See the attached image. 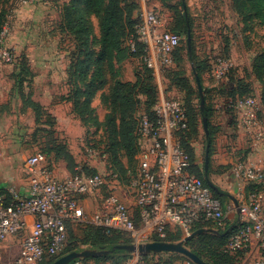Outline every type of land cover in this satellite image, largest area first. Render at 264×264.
I'll use <instances>...</instances> for the list:
<instances>
[{"label":"rangeland","instance_id":"374dc122","mask_svg":"<svg viewBox=\"0 0 264 264\" xmlns=\"http://www.w3.org/2000/svg\"><path fill=\"white\" fill-rule=\"evenodd\" d=\"M148 1L161 11L165 25L168 21L166 29L184 37L175 53L174 66L164 78L161 76L160 89L166 93L175 88L167 94L185 101L187 98L197 129L191 140L194 163L204 171L205 133L192 69L195 62L213 130L209 179L238 200L240 190L232 164L243 161V151L250 148L252 138L249 132L237 134L226 104L231 100L230 92L235 97L251 95L258 99V144L264 148V19L238 10L236 0ZM183 5L190 20V54ZM107 6L108 0H0V11L6 10L3 47L11 53L9 61L0 59V182H20L24 160L33 154H40L41 165L56 176L72 175L67 161H74L73 172L80 169L91 174L96 170L109 186L114 171L111 160L119 170L133 165L123 148V103L114 100L112 90L115 83L134 82L137 77L151 85L152 78L138 51L130 47L129 40L134 43L129 37L130 19L121 6V18L109 33L113 37L109 36L105 44L99 42ZM218 60L224 66H219ZM217 68L222 71L219 78L214 76ZM181 79L187 81L189 91L174 87ZM229 121L235 125H229ZM260 158L264 167V152L256 162ZM108 189L103 187L102 193ZM114 190L132 210L129 192L123 187ZM99 197H87L86 209H94ZM220 202L228 210V221L236 218L227 195L222 194ZM70 232L78 238L86 237L75 229ZM154 259L159 264H182L184 256L162 253ZM6 260L2 257L0 264H8ZM86 263L110 264L112 260L88 259Z\"/></svg>","mask_w":264,"mask_h":264},{"label":"built area","instance_id":"2783aa9c","mask_svg":"<svg viewBox=\"0 0 264 264\" xmlns=\"http://www.w3.org/2000/svg\"><path fill=\"white\" fill-rule=\"evenodd\" d=\"M136 2L139 20L134 26L135 34L143 45L144 63L152 71L159 92L152 117L138 114L137 168L130 184L124 188L138 209L139 225L136 226L123 196L115 194L114 189L121 188L116 180L104 194L106 181L100 174H85L77 169L75 174L56 176L41 165L40 154H33L23 163L26 191L19 193L13 187L0 190V242L22 234L19 254L8 264H38L61 253L67 243L68 224L97 226L106 232L120 231L131 239L130 243L139 244L165 241L172 230L188 236L199 223H210V228L204 230L217 232L229 218L228 210L211 193L210 187L187 170L189 158L177 137L187 126L183 99L160 89L162 73L172 65L173 52L180 45L181 36L166 29L161 13L147 0ZM3 32L0 33V59L9 61L11 53L3 47ZM129 44L134 50L132 39ZM218 62L224 66V62ZM221 74L219 68L215 69L216 78ZM258 105V99L251 95L226 104L236 125L257 138L260 136ZM232 174L240 197L238 214L235 212L237 226L231 230L225 250L242 252V264H264V200L261 192L245 193L246 185L263 180V159L235 162ZM97 195L100 197L95 210L89 214L85 199ZM142 256L130 254L126 264H148ZM72 264L83 263L77 259ZM182 264L193 263L186 258Z\"/></svg>","mask_w":264,"mask_h":264},{"label":"trees","instance_id":"16d2710c","mask_svg":"<svg viewBox=\"0 0 264 264\" xmlns=\"http://www.w3.org/2000/svg\"><path fill=\"white\" fill-rule=\"evenodd\" d=\"M4 1H8V0H4ZM236 5H237L238 10H240L241 12L250 11L251 13L255 14L256 18L264 19V0H236ZM120 6L126 11L128 18L130 19L131 32H130L129 37L133 38L134 40V46H135L134 50L138 51L143 61L145 70L149 73V76L152 78L151 85H147V82L144 79L141 80L139 77H137V79L134 82L115 83L113 90H112V97L114 98V100H117V101L121 100L123 103L122 116L120 118V126L123 131L122 133L123 140L125 142L129 141L128 145L127 143L124 142L123 148L127 151V154L132 157L133 165L131 167H127V168H123L119 170L115 167L116 165L111 160V163H112L111 165H112V168L114 169V171H112L111 173L112 174L111 176H112V181L116 180L120 184L121 187L127 188L128 185L130 184L131 179L135 176L136 168H137L136 155L138 153V144H137V131H138V125H139L138 114L144 113L152 117L153 115L152 107L158 99L159 92H158V85H157V82L155 80V77L152 71L148 69L144 63L143 45H141V43L138 41L137 36L135 34L134 26L139 20L138 15H137L138 4L136 0H108V6L104 11V15H103L102 23H101L102 33H101L99 42L101 44L107 43L108 38L113 30L112 28L114 27V25H116L119 22L121 18L120 13H119ZM154 7L158 9L157 6H154ZM183 8H185V11L183 9L184 11L183 12V27H185L186 34L188 35L190 34V30H189L190 20H189V15L186 11L185 5H183ZM162 9L163 8H161V10ZM158 11L161 13L159 9ZM165 13L167 14V12ZM5 17H6V10L0 11V33L3 30V24H4ZM167 24H168V21L166 25ZM170 31L179 34L181 36V41H180V45L173 52L172 65H170L169 67H166L162 73L163 78H164V73L168 69L174 66L175 53L180 48L182 40H184V37L181 35L180 32L171 30V29ZM112 37L113 35L110 36V38ZM190 58L193 61L192 55ZM101 60H102V55L98 56V61L101 62ZM262 67H264V58L262 62ZM192 69L194 73H196L199 77V68L196 66L194 61L192 63ZM175 85L174 87L178 88L181 91H184V92L189 91L187 81L185 79H181L180 83L176 81ZM174 89L175 88H172L171 90H167L165 92L167 94L168 92ZM203 97H204V94H203ZM229 97H231V100L238 98V97H235V94L233 95L232 92H230ZM140 98H143V103H142V100L140 101ZM183 101H184L186 115H187V126L185 129L180 130L177 133V137L179 139L180 146L187 153L188 158H189V165L187 168L188 172L196 175L205 184H207L206 178L207 177L209 178V170H207V172L203 170H199V168L194 163V153L191 147V140L197 134V129L195 127V120L193 118L191 107L189 106V103L187 102V98H186V101L183 98ZM199 102H200V98H199ZM261 103L263 104V101H261ZM142 104H143V109H140L142 108ZM200 114L202 117L205 116L206 121H207L208 135L205 136V147L208 145V157H209L210 152H211V142H212L213 130L209 123V114H208V110L206 109L205 105H204L203 111H201ZM228 114L229 116L232 115L230 111L228 112ZM109 121L111 124L114 123L112 119H109ZM232 124L235 125V123H233L232 121H229V125H232ZM234 128L236 129V125ZM248 151L249 149H246L243 151L245 154L243 158L246 157ZM67 160H70V158H68ZM67 164H68L67 166H68V170L70 174L77 172L76 169L73 172L72 167L73 166L76 167V165H74V161H67ZM95 173H96V170L91 172V174H95ZM108 186L109 184L106 182V185L104 187H108ZM263 186H264V177H263V180L259 183H250L246 185L245 193L249 191H255V192H261L262 194H264ZM210 191L219 200L221 199L222 194L226 195V193L217 186H216V189L210 188ZM131 215L133 216L136 226H138L140 219L138 216V209H136L134 206H133V209L131 210ZM233 224H234V228H233L234 230L237 226L236 218L232 219L230 222L227 220L224 227L218 230L217 232H213L210 230H204V229L210 228V223L195 224L192 229V232L200 230V229H203V230L201 232L196 233L194 235V239H188L185 244L193 253H195L198 257L204 260L207 264H242V259H243L242 252L230 253L229 251L225 250V246L228 242L229 236L232 233V231L228 232L225 235H221V233L226 231V229H228V227H230ZM70 229H75V230H78V232L80 233H85L86 237L78 238L77 236L73 235L74 234L73 232L72 233L70 232ZM69 233H70V237H69ZM184 237L186 236H184L179 230H172L168 232L164 240L174 242V241L181 240ZM130 242H131V239L125 233H122L120 231L113 230V231L106 232L103 228L97 227V226L88 225L86 227H75L71 224H68L67 243H66L64 250L58 255L45 258L43 261H41L38 264H50L55 259L60 257L61 255L66 254L71 251L81 250L83 249V247L94 248V249H98V248L110 249L114 245L126 244ZM157 256L158 254H149V255H143L142 257L147 261L148 264H159V261H156L154 259ZM129 257H130L129 253H126L124 251H115L105 256H96V257H90V258H85V259H80V260L82 261L83 264H87L86 262L88 259L96 261V262L111 259L112 263L110 264H126V261ZM185 259L186 258L184 257V260ZM69 264H72V262Z\"/></svg>","mask_w":264,"mask_h":264},{"label":"water","instance_id":"95a60500","mask_svg":"<svg viewBox=\"0 0 264 264\" xmlns=\"http://www.w3.org/2000/svg\"><path fill=\"white\" fill-rule=\"evenodd\" d=\"M185 11V8H183ZM187 46L189 54L191 53L190 50V37L189 34L187 35ZM195 81L198 88V95L200 98V110L203 111L204 109V97L202 92V87L200 84L199 77L196 73H194ZM202 125L204 129L205 136L208 135L207 129V121L206 117H202ZM208 170V145L206 146L205 157H204V171L207 172ZM207 185L212 188L216 189V185L212 183V181L207 177L206 178ZM227 197L231 200L235 207V212L238 214V200L231 194H226ZM238 219V218H237ZM234 227V224L228 227L226 231L221 233V235H225L230 232ZM203 229L197 230L192 232L190 235L184 237L181 240L170 242V241H152L146 243H126V244H117L112 246L110 249L105 248H83L78 251H71L66 254L61 255L57 259H55L50 264H69L77 259H85L90 257L96 256H105L115 251H124L129 254H139V255H149V254H162V253H172V254H180L183 255L185 258L189 259L193 264H207L204 260L198 257L195 253H193L190 249H188L184 243L186 240L194 236L196 233L201 232Z\"/></svg>","mask_w":264,"mask_h":264},{"label":"crops","instance_id":"0c3cea01","mask_svg":"<svg viewBox=\"0 0 264 264\" xmlns=\"http://www.w3.org/2000/svg\"><path fill=\"white\" fill-rule=\"evenodd\" d=\"M236 132L237 134H242L247 132L244 130V128L236 125ZM248 134L252 138V142L249 145V151L246 155V157L243 159L244 162H252L255 160L259 155L263 154L264 148L263 146L258 144V138L255 136L254 133L249 132ZM249 138V137H248ZM234 164V163H233ZM232 164V165H233ZM23 170V166H22ZM24 172V171H23ZM24 176L21 179L20 182H18L15 185H8L6 181L0 182V190L4 191L7 190L10 187H13L15 190H17L19 193H24L27 189V178L25 173H23ZM61 176V174H59ZM263 200H264V194H262ZM89 214L93 212L95 209H85ZM237 217V215H235ZM22 239V234H18L12 237H9L8 239L0 242V259L2 257L7 258L6 261H11L14 257H16L19 254L20 251V242Z\"/></svg>","mask_w":264,"mask_h":264}]
</instances>
